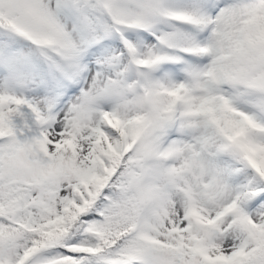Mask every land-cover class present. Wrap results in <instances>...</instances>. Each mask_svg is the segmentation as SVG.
<instances>
[{
  "label": "snow or ice",
  "instance_id": "6c2138e0",
  "mask_svg": "<svg viewBox=\"0 0 264 264\" xmlns=\"http://www.w3.org/2000/svg\"><path fill=\"white\" fill-rule=\"evenodd\" d=\"M0 264H264V0H0Z\"/></svg>",
  "mask_w": 264,
  "mask_h": 264
}]
</instances>
